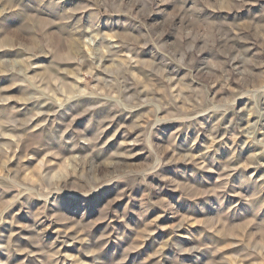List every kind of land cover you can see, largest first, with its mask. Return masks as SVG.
Here are the masks:
<instances>
[{"label": "rangeland", "instance_id": "obj_1", "mask_svg": "<svg viewBox=\"0 0 264 264\" xmlns=\"http://www.w3.org/2000/svg\"><path fill=\"white\" fill-rule=\"evenodd\" d=\"M0 264H264V0H0Z\"/></svg>", "mask_w": 264, "mask_h": 264}]
</instances>
